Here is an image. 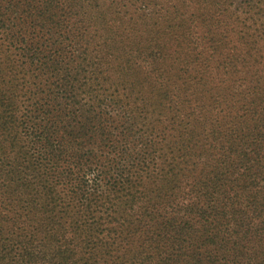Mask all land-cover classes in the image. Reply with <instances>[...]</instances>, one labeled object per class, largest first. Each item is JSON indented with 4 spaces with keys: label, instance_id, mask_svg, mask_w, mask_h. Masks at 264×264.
Listing matches in <instances>:
<instances>
[{
    "label": "trees",
    "instance_id": "trees-1",
    "mask_svg": "<svg viewBox=\"0 0 264 264\" xmlns=\"http://www.w3.org/2000/svg\"><path fill=\"white\" fill-rule=\"evenodd\" d=\"M0 264H264V0H0Z\"/></svg>",
    "mask_w": 264,
    "mask_h": 264
},
{
    "label": "rangeland",
    "instance_id": "rangeland-1",
    "mask_svg": "<svg viewBox=\"0 0 264 264\" xmlns=\"http://www.w3.org/2000/svg\"><path fill=\"white\" fill-rule=\"evenodd\" d=\"M143 90V89H142Z\"/></svg>",
    "mask_w": 264,
    "mask_h": 264
}]
</instances>
